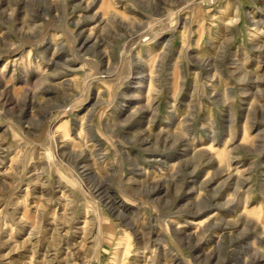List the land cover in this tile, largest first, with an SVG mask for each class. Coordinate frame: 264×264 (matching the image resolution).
<instances>
[{"label":"rangeland","instance_id":"rangeland-1","mask_svg":"<svg viewBox=\"0 0 264 264\" xmlns=\"http://www.w3.org/2000/svg\"><path fill=\"white\" fill-rule=\"evenodd\" d=\"M264 264V0H0V264Z\"/></svg>","mask_w":264,"mask_h":264},{"label":"bare ground","instance_id":"bare-ground-1","mask_svg":"<svg viewBox=\"0 0 264 264\" xmlns=\"http://www.w3.org/2000/svg\"><path fill=\"white\" fill-rule=\"evenodd\" d=\"M110 264H112V263H110Z\"/></svg>","mask_w":264,"mask_h":264}]
</instances>
